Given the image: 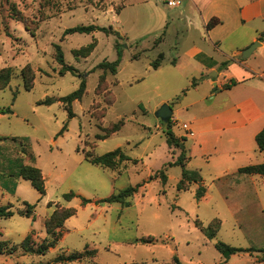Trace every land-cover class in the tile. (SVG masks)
<instances>
[{
  "label": "rangeland",
  "instance_id": "374dc122",
  "mask_svg": "<svg viewBox=\"0 0 264 264\" xmlns=\"http://www.w3.org/2000/svg\"><path fill=\"white\" fill-rule=\"evenodd\" d=\"M168 1L0 0V72L6 69L7 75L0 80V108L11 109L0 114V205L15 212L0 218V241L5 252L12 250L0 255V264H177L174 257L180 264H216L221 257L217 241L260 244L263 249L251 252L264 253V239L257 241L264 219L242 225L243 230L233 222L229 205L234 208L237 190L213 184L214 177L204 168V186L210 189L198 201L195 185L177 190L182 167L167 164L179 150L169 149L167 127L156 112L165 103L176 109L171 130L186 135L181 124L189 115L185 105L196 96L190 90L195 81L181 78L172 63L163 60L157 69L152 63L160 53L170 59L183 41V30L198 19L190 0H179L175 7ZM219 3L220 9L226 8V2ZM91 24L107 31L65 34L66 29ZM250 26H241L244 35ZM59 50L64 66L75 71L61 73ZM118 52L117 74L98 68L114 62ZM82 80L86 91L72 103L70 118L60 99L77 90ZM120 120L124 125L112 134ZM104 135L109 137L98 138ZM117 148L131 160L114 169L86 159V154L95 157ZM22 164L42 170L45 196L17 175ZM163 172L168 176L165 184ZM258 179L264 201V178ZM17 184L18 194L9 195ZM139 184L128 207L96 203ZM71 191L78 196L66 200L64 194ZM81 197L91 202L84 205ZM25 202L35 206L34 218L20 214L27 210ZM70 209L76 213L65 219ZM197 219L204 226L222 221L216 239L206 238ZM28 236L33 249L49 242L53 246L46 254H34L25 247ZM149 236L157 241L137 242ZM73 252L85 257L55 262L58 255Z\"/></svg>",
  "mask_w": 264,
  "mask_h": 264
},
{
  "label": "crops",
  "instance_id": "0c3cea01",
  "mask_svg": "<svg viewBox=\"0 0 264 264\" xmlns=\"http://www.w3.org/2000/svg\"><path fill=\"white\" fill-rule=\"evenodd\" d=\"M220 1L226 2V8L220 9ZM190 2L198 19L190 21L183 30V41L177 44L170 59L162 53V61L172 63L181 78L195 81L190 90L196 96L185 105L189 115L187 122L181 124L187 136L173 133L179 138L188 137L183 151L185 168L198 172L201 177V182L191 183L187 190L195 185L196 194L200 186L205 188L201 175L204 168L214 177L213 184L215 181L219 186L230 184L239 192L234 208L232 203L229 205L230 215L234 224L242 229V225H250L260 217L264 219V201L260 198L258 183V178L264 177L238 172L242 167L264 163V153L256 143V135L264 128V0ZM211 5L214 8L208 10ZM212 18L218 19L219 23L207 28ZM258 22L262 26L257 25ZM245 24L251 25L246 35L241 27ZM257 42L259 46L247 58H242V52ZM226 61L229 64L224 67L222 64ZM160 67L161 63L157 68ZM232 81L236 84L225 89L224 86ZM176 112V109L172 110V118ZM176 149L179 154H173L168 163L175 162L182 153L181 149ZM18 188L19 184L14 192L7 193L16 195ZM209 189L210 186L205 188L201 200L207 198ZM240 234L246 237L243 232ZM263 239L264 231L258 232L257 241ZM234 247L263 249L260 244ZM219 260L216 264H264V253L240 252L228 258L221 254Z\"/></svg>",
  "mask_w": 264,
  "mask_h": 264
},
{
  "label": "trees",
  "instance_id": "16d2710c",
  "mask_svg": "<svg viewBox=\"0 0 264 264\" xmlns=\"http://www.w3.org/2000/svg\"><path fill=\"white\" fill-rule=\"evenodd\" d=\"M217 23H219V20L216 18H212L208 22L207 28H211L214 25H216ZM95 31L106 32L107 29L105 27H99V26H96L93 24L82 25V26H76V27L66 29L65 34H73V33L90 34V33H93ZM263 35H264V33H263ZM121 57L122 56H121L120 52H118V57L114 62H107L106 61V62L100 63L98 65V68H101L104 70H109L111 72V74L115 75L117 73V68L121 63ZM162 59H163V54L160 53L158 55V58L156 59V61H154L152 63V65L155 69L160 65ZM58 60L63 65V69L61 70V73L66 72V71H72V72L75 71V69L72 67H65L64 66V56H63V53L61 52V50H59ZM228 64H229V61H226L222 65L225 67ZM5 72H6V69H3L0 72V80L7 78V75ZM193 84H195V82H193ZM234 84H236V81H232V83L230 85H225L224 88L225 89L230 88ZM85 91H86V82L84 80H82V82H81V84L77 90L73 91L72 93H70V94H68V95H66L60 99L61 102L64 103V105L66 107V111L68 112V116L70 118H73V116H74V113L72 112V108H71L72 103L76 100H80L83 97ZM47 104H51V102H48ZM8 112H11L10 108H0V114L8 113ZM123 125H124V123L122 120L118 121L117 123H115L113 125L111 133L114 134V133L118 132ZM164 125L167 127V130L165 132V136H166V143L169 146V148L174 147V148L181 149V151H182V153L178 156V158L176 159L175 162H173V163L170 162L168 164L170 166L179 165L182 167V169H183L182 170V177L179 180V182L177 183V190L185 191L189 188V185L191 183L201 182V177L198 174V172L187 170L185 168L186 158L183 154V151H184V142L186 139L184 137L179 138V137H176L174 135V133L171 130V120L166 124L164 123ZM64 130L65 129L63 127L61 133ZM108 137H109L108 135L107 136L104 135L102 138L101 137H98V138L104 140ZM256 143L258 145L259 150L264 153V128L256 135ZM86 159L89 160L94 165H99V166H102V167H105L108 169H114L119 164H121L122 162H124L126 160H131L129 158V156L126 155V153L121 148H117L113 151H110V152H107L103 155H99V156H95V157H92L90 154H86ZM17 171H18L17 175L19 177L31 182V185L33 186V188L35 190L38 191V193L40 194L41 197L46 195L45 178H44L43 172L40 168H38L34 165H30V164L29 165H23L22 164V165L18 166ZM238 172L242 173V174H256V175H260V176L264 177V163L242 167L238 170ZM161 179H162V182L164 184L167 182V175L165 172L162 173ZM141 186H142L141 184H139L137 186H129V187L123 189L122 191H120L119 193H114L107 198L97 200L96 203H108V204L120 203L121 205L128 207L131 205V201L128 200V198H131L135 193H137ZM204 194H205V188L203 186H200L196 191L195 197L199 201V200H201L202 197H204ZM77 196L78 195L76 193H74L73 191L64 194V198L66 200H71ZM81 199H82L81 202L84 205L91 202L90 199L85 198V197H81ZM25 205L27 206V210L20 212V214L22 216L34 218L33 209L35 208V206L29 204L28 202H25ZM75 213H76L75 209H70L67 211L64 218L68 219L71 216L75 215ZM14 214H15V212L13 210H11V206L0 205V218H11ZM196 226L201 230V232H203V234L208 239H214L217 236V233L221 227V221L216 219L210 225L204 226L201 221L196 220ZM29 238H30L29 236L26 237V239L24 240V244H25L27 251H30L34 254H38V255L46 254L49 251V249L53 246V243L49 242L46 244H41L36 249H33L32 247L28 246ZM156 241H157V239H155L154 237H150V236L149 237H143V238H140L137 240V242L144 243V244H152V243H155ZM215 247L226 258L230 257V255H232V254H236V253H240V252H251L253 250V249H244V248L234 247V246H231L229 244H226L223 241H217L215 244ZM6 248L7 247H6L5 242L0 241V255H3L5 253H7V254L12 253V250L5 252ZM84 257H85V253H80V252H73L70 254H61V255H58L56 257L55 262L67 263V262L81 261ZM174 260L177 264H180L177 257H174ZM31 264H44V263H31Z\"/></svg>",
  "mask_w": 264,
  "mask_h": 264
},
{
  "label": "water",
  "instance_id": "95a60500",
  "mask_svg": "<svg viewBox=\"0 0 264 264\" xmlns=\"http://www.w3.org/2000/svg\"><path fill=\"white\" fill-rule=\"evenodd\" d=\"M258 46V42L253 43L250 47H248L242 52L241 57L244 59L247 58L252 53V51ZM172 114V108L167 103L163 104L156 112V116L165 124L171 120Z\"/></svg>",
  "mask_w": 264,
  "mask_h": 264
},
{
  "label": "built area",
  "instance_id": "2783aa9c",
  "mask_svg": "<svg viewBox=\"0 0 264 264\" xmlns=\"http://www.w3.org/2000/svg\"><path fill=\"white\" fill-rule=\"evenodd\" d=\"M167 5H168V6L175 7V6L180 5V1H179V0H169V1L167 2ZM190 135H192V133H190Z\"/></svg>",
  "mask_w": 264,
  "mask_h": 264
}]
</instances>
